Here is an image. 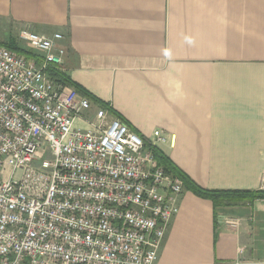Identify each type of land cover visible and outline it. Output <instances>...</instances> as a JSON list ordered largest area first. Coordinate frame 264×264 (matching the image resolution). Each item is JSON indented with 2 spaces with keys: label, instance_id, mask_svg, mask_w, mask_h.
Instances as JSON below:
<instances>
[{
  "label": "crops",
  "instance_id": "0c3cea01",
  "mask_svg": "<svg viewBox=\"0 0 264 264\" xmlns=\"http://www.w3.org/2000/svg\"><path fill=\"white\" fill-rule=\"evenodd\" d=\"M23 29L62 33L60 67L98 100L93 115L198 186L262 190L264 0H0V44ZM179 206L159 264H264V199L217 207L184 188Z\"/></svg>",
  "mask_w": 264,
  "mask_h": 264
},
{
  "label": "built area",
  "instance_id": "2783aa9c",
  "mask_svg": "<svg viewBox=\"0 0 264 264\" xmlns=\"http://www.w3.org/2000/svg\"><path fill=\"white\" fill-rule=\"evenodd\" d=\"M63 39L18 33L41 64L0 45V264H159L183 182L127 124L102 108L91 117L88 97L47 74L64 63Z\"/></svg>",
  "mask_w": 264,
  "mask_h": 264
},
{
  "label": "trees",
  "instance_id": "16d2710c",
  "mask_svg": "<svg viewBox=\"0 0 264 264\" xmlns=\"http://www.w3.org/2000/svg\"><path fill=\"white\" fill-rule=\"evenodd\" d=\"M0 45H5L27 59H33L38 64L42 63V56L33 52L32 50L20 47L13 38L5 43H1ZM46 71L47 74L57 83L72 86L81 95L87 96L92 102L98 101L96 98H94V96L86 92L79 84L74 82L60 66L50 64ZM145 146L154 154L157 165L162 166L168 175L172 177H178L182 180L185 189L191 190L200 197L212 200L214 205L217 207L221 205L238 204L243 201H250L258 198L264 199L263 190L243 192L237 190H208L200 187L195 182H193V180L187 174L181 171L164 153H162L156 145L145 141Z\"/></svg>",
  "mask_w": 264,
  "mask_h": 264
},
{
  "label": "rangeland",
  "instance_id": "374dc122",
  "mask_svg": "<svg viewBox=\"0 0 264 264\" xmlns=\"http://www.w3.org/2000/svg\"><path fill=\"white\" fill-rule=\"evenodd\" d=\"M16 42L18 43V45L20 46V47H22V48H24V49H28V47L24 44V43H22V42H18L17 40H16ZM28 50H30V49H28ZM94 115H93V113H91V117H93Z\"/></svg>",
  "mask_w": 264,
  "mask_h": 264
}]
</instances>
